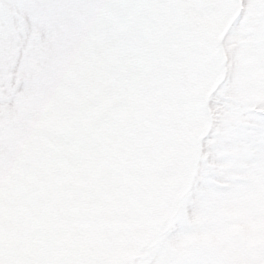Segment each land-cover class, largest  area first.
Returning a JSON list of instances; mask_svg holds the SVG:
<instances>
[{
	"label": "rangeland",
	"instance_id": "374dc122",
	"mask_svg": "<svg viewBox=\"0 0 264 264\" xmlns=\"http://www.w3.org/2000/svg\"><path fill=\"white\" fill-rule=\"evenodd\" d=\"M254 112L264 0H0V264H264Z\"/></svg>",
	"mask_w": 264,
	"mask_h": 264
},
{
	"label": "snow or ice",
	"instance_id": "6c2138e0",
	"mask_svg": "<svg viewBox=\"0 0 264 264\" xmlns=\"http://www.w3.org/2000/svg\"><path fill=\"white\" fill-rule=\"evenodd\" d=\"M39 23H47L46 18L41 17L38 21ZM252 116L255 118L253 123L257 125L256 128L253 129V131L260 132L262 135H264V113H252Z\"/></svg>",
	"mask_w": 264,
	"mask_h": 264
}]
</instances>
